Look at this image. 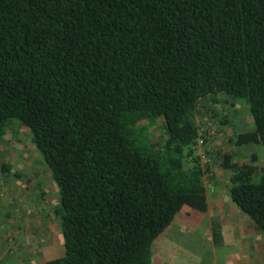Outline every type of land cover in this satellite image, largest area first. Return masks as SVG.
<instances>
[{"label":"trees","instance_id":"trees-1","mask_svg":"<svg viewBox=\"0 0 264 264\" xmlns=\"http://www.w3.org/2000/svg\"><path fill=\"white\" fill-rule=\"evenodd\" d=\"M224 94L253 124L230 142L264 155V0H0V144L20 123L58 188L45 264H152L177 214L207 210L197 107ZM217 155L264 234V165Z\"/></svg>","mask_w":264,"mask_h":264},{"label":"rangeland","instance_id":"rangeland-1","mask_svg":"<svg viewBox=\"0 0 264 264\" xmlns=\"http://www.w3.org/2000/svg\"><path fill=\"white\" fill-rule=\"evenodd\" d=\"M197 108L199 130L213 132L208 143L213 152L210 174L204 173L206 187H213L207 188L208 208L196 217L177 214L154 241L152 264H264V234L231 201L227 193L231 172L221 167L216 156V152H236L235 160L248 163L254 155V164L264 165L260 146L237 148L230 142L235 133L253 129L248 107L224 94L218 103L203 100ZM159 128L155 126L154 136L163 129ZM3 164L7 170H0V264H45L60 257L63 240L52 213L58 188L29 130L15 120L7 123L0 144V167ZM212 223L221 225L219 241L212 239Z\"/></svg>","mask_w":264,"mask_h":264},{"label":"built area","instance_id":"built-area-1","mask_svg":"<svg viewBox=\"0 0 264 264\" xmlns=\"http://www.w3.org/2000/svg\"><path fill=\"white\" fill-rule=\"evenodd\" d=\"M213 134L210 133V131L207 130H199V137L197 139V153L200 159V163L203 167V169H209L211 167L212 164V159L210 157V153H209V149H208V143L210 140L211 135ZM207 174H210L209 172H207ZM207 188H209L210 190L213 189L212 185L209 184L207 186Z\"/></svg>","mask_w":264,"mask_h":264},{"label":"crops","instance_id":"crops-1","mask_svg":"<svg viewBox=\"0 0 264 264\" xmlns=\"http://www.w3.org/2000/svg\"><path fill=\"white\" fill-rule=\"evenodd\" d=\"M207 200H208V195H207ZM208 208V207H207ZM202 214H204V213H202ZM175 221V220H174ZM257 227V226H256ZM256 229V228H255ZM212 233V232H211Z\"/></svg>","mask_w":264,"mask_h":264}]
</instances>
